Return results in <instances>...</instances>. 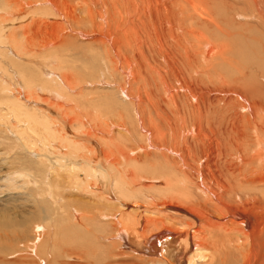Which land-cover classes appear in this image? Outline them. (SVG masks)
<instances>
[{
  "label": "bare ground",
  "instance_id": "6f19581e",
  "mask_svg": "<svg viewBox=\"0 0 264 264\" xmlns=\"http://www.w3.org/2000/svg\"><path fill=\"white\" fill-rule=\"evenodd\" d=\"M7 1H9V5L15 6V7H12L13 8L12 10H7L8 14L11 15L13 11H17V12H20L21 14L16 13L15 15H19V16L21 15L22 17L23 15H25V18L28 20L33 18L35 12L38 10L37 9L38 7L47 17H48V13L50 14V17H53V14L55 11L57 13H61V15H63L64 13L66 17L62 16L60 17V19H62L65 23L67 22L66 24L68 27L67 29H70V31L73 30L72 26L70 25L71 23L69 24L67 21V18L71 16L69 12L70 4L68 0H62L61 2L59 0H22L25 3L26 7L31 8L29 12H26L28 11L26 10V8L21 7L23 6V4L21 3V0H19L20 2H18L17 0L15 2H13L12 0H7ZM77 1L79 4H82V2L85 3V1L87 0H77ZM122 1L125 2L127 0H120V2H118V0H115L114 2L113 7L114 8L116 7L115 9L118 11V12L115 11L116 14L121 13V10L119 9L121 7L118 6V4L121 3ZM226 1L227 2L223 1L222 3H225V4L222 5L221 0H143L141 1V3L144 2L146 6L141 7L143 8L141 11H140V8L137 9L138 8V6L136 7L137 3H135V1L133 0L131 1L132 2L131 4L127 1L130 5L134 6L133 10L132 9L130 10V6L127 3L124 5L125 6L124 7L125 25L128 24L129 25L128 28L131 29L139 21L140 24L143 25L142 28L145 29L146 31L144 32L143 30L142 33H144V35L142 37L137 34L136 36L133 35L134 38L138 39L137 42L139 40L141 41L142 38H143V41H145V36H147V39H148L150 37L151 30L154 31L157 37L162 36V38H163V34H165V31L168 32V34H166V36L169 37L167 38L168 41L166 39V41L163 43L164 45L163 44H159L158 46L156 45L157 47L161 46L160 47L161 49L159 51V56L163 59V62L165 63L166 61L169 62L168 66L173 61L175 60L177 61L179 59L177 61L178 67L175 66V68L177 67L180 74L182 73V75L179 76V72H176L175 77H173L172 79L170 78L171 76L168 75V78H167L168 80L165 81L162 78V81H161L162 85L160 84L162 87L161 89L162 93L168 99H171L172 101L176 99L174 96L182 95L184 98L183 101L185 102V105H182V104L172 105L174 106L173 108L168 106V110L171 111L173 109L171 112L174 113V115L171 116V114L168 111L167 114L169 115H167V117L169 118H165L167 120L166 124L169 125V128L164 129V127H166L167 125L162 126V127H160V125L157 126L153 120V122L151 121V123H153L152 125L153 129L152 131L149 130L148 132L147 129L142 125L143 120L139 112L136 110V108L134 111L135 114L137 115V118L140 120V123H141L139 124L138 129H141V133L143 132L144 134H146L144 136V141L146 140L145 142H147L149 146H151V144H149L151 142L153 143L158 142L160 146L163 147V149L166 152V153L161 152L163 160H165L164 164L160 163L157 166L152 165L153 166L152 168L150 166L153 172H158V176H155V177L152 176L155 178V182L152 183V185L154 184L156 186V189H153L154 187L152 186L153 187L151 188L152 189L151 191L153 192L151 193L152 195L148 194L146 195V198H145L146 200H148V202L151 201L150 206L149 207L147 206L144 210L145 215L148 214L147 216L149 218H147V216L142 217L141 215H137L138 213L135 215L128 214L129 211L127 214H125V212H123V209L121 210V207L124 206L122 199L126 197L124 196L125 191L123 189L129 190V188H127V186L124 185L129 178L126 172H129V171L127 170L125 171L124 169L126 167L124 166L126 165L125 162L128 161L127 158L130 155L129 153L133 152L134 149L124 150L122 147H118L116 150V147L114 146V144H116L117 142L114 141L115 140L114 139L113 141L116 143H112L113 144L112 146L115 147V148L112 147V149L116 150V152L112 151V153L115 152L116 155H113L112 153H107L98 159V149L94 143H93V147H88V148L85 147L86 148L85 151H87L86 154L84 155L81 154L82 158L81 159L79 158L82 164L85 165V167H83L84 173L80 171V173L84 174V177H81L82 178L81 179L80 178L81 175L78 176L77 174V172H79L78 169H76L74 165L72 166V163L64 165L63 164L64 162H63L61 163V165L59 164V162H61L59 160H62L63 158L62 161H64L65 160L64 158H67V156L65 155L66 152L65 153L63 152L64 154L62 153L59 154L58 149H52L53 153L50 154L51 153L50 148L51 146H54L51 143H53V141L56 142L57 140L60 143V144H57V146L63 145L65 147L66 145H72L73 147H77V144H75L76 140L73 141L72 139L62 135L60 129L64 130L68 135L73 134L74 129L77 130L76 120L77 118H79L78 122L81 120L82 112L79 114L74 113L73 114L74 116H71V117L66 116L67 119L62 118L63 113L59 115L57 114L58 116L55 115V117H51V118L49 116H41L42 114L36 113L35 111H28L27 107L23 106L24 101L23 102L21 101L19 93L18 94L15 93L16 94L15 95V94L10 93L11 90L8 91L9 97H14L12 99L13 103L11 105H7L8 102L5 101L4 105H6L7 107L9 106L12 107V111L16 105H20L19 107H20L21 112L13 113V115L17 118L16 120L18 123L23 124V128L21 129L18 127V124L15 123L16 125H14V129H18V132H15V130L14 131L12 130V131L23 135L27 131L31 133L33 128L36 129V132H38L40 127L45 128L41 132L44 133V135L46 136V138L49 139V141H48V145L45 144L43 148L44 152H42L43 153L42 156H44L43 158L45 160L42 159V157L40 159H37L40 164L42 163L43 165L47 166L46 165L47 163L45 162L48 161V165H49V159H50L51 164L50 166H48V169L53 166L56 167L55 165L59 164L60 167H56L57 170H53V172H56L55 174L60 172V170L58 171L59 168H62V170L66 172L64 175H68V178L69 177L71 178V176H73L74 178L73 180L75 184H77L78 186H85V188L88 187V189L89 188L93 189L94 187L93 180H96V177H98L97 172L95 174L96 168H94V166L91 164L92 162H95V164H97L96 166L98 168V171L99 172L101 171L102 173H104V175H106L105 173H107V175L111 177L112 175H114V172L116 173L117 176L114 177L113 183H112V187L115 190L114 191L115 193L113 192L112 189L111 190L109 189V190L114 195V197H116L115 201L116 203L118 202L117 204L120 206V208H118V211L115 215L116 220L114 219L115 220L114 221L115 231H116V232L114 231L115 233L114 236L116 237L118 236L117 237L118 239L116 241L118 242V245H119L118 246V249H119L118 252H120L118 253L119 255L129 254L134 258H137L139 260H144L147 264H226V260L220 257L219 255L227 254L232 259H235L236 257L238 258L236 263H233V264H264V102H263V99H264V50H262L263 57L259 58L257 56V49L255 47L256 38L254 39L255 41H252L253 47L249 48L248 42L246 41V37H243L244 39H243L242 45L238 51H236L231 46L230 42L225 40L227 36L230 38L235 36V35L230 34V32L226 28H224L225 25L222 24L221 26L218 20V19H223V21L226 24L229 23V26L230 27L232 26V18L228 17L225 9H229V8L232 9L234 8V5L232 4L233 1H231L232 2L231 4L228 0ZM234 2L236 3L243 2V4H247L248 9L251 8L252 15L248 16L241 12L234 11L232 16L234 17L237 16L240 19L245 17L244 20L248 18H254L256 16L255 17L256 19L259 18V19L264 20V0H234ZM94 3H95V0H94ZM89 4H90V1H89ZM139 6H141V4ZM33 8H35L36 11ZM50 10L51 12H49ZM5 11L2 10V15L0 18H4V15L6 14ZM79 11H77V13H79ZM87 11L89 12L88 9ZM139 11H140V14H136ZM113 12L114 10L112 11V13ZM0 14H1V11H0ZM107 14H108L107 12L104 14V18L102 16V21L103 23H106V25H108L107 23H109V21L111 20L110 19L108 21V17L110 16ZM90 15H89V18L91 17ZM10 17H12V15ZM119 17L121 16L119 15ZM17 19H18V16H17ZM6 20L7 18H4V20L2 21V24L0 25V52L1 53H5L4 51L6 50H9V51L12 50V47H11L12 45L9 47L7 42L10 44H15V41L11 40L12 38H9L10 35L12 34L9 31L10 27L11 29H14L15 27L12 28L14 24L12 26H9L10 24L6 25ZM33 20L31 21L33 22ZM39 21L40 19L38 18V20H35L34 23L35 22L37 23ZM117 21L118 20H116L115 22L111 21V24L114 23L113 28H118L122 25L123 20H120L121 23L120 21L118 22ZM76 24H74V26ZM55 25L57 26V24ZM14 26H16V24ZM52 26H54V24ZM20 27L22 26H19V28ZM58 27L62 28L60 26ZM8 31L10 34L7 33ZM133 31L134 33L136 32L135 28ZM19 34H22V33H19ZM117 35L119 34L112 33L111 37L105 38L104 40H106V43L108 44L110 43V47L114 50L112 51L115 53V56H116L115 59L119 60L120 58H122L123 60L124 58L125 62L127 63V66L126 67L124 66L125 67L124 69H121V67H119L120 70L122 71L124 70L125 76L128 77V81H127L128 83H125V85L127 84L126 85L127 88L123 89L122 83L121 85L118 84L117 88L122 87L120 88L122 94L124 93L125 98L127 97L128 100L131 99L134 104L135 98H137L138 102H140V98H139V95L135 94L132 90L133 86L131 83H132V79L134 75H133L131 63H133V61L135 63L140 56L139 57L137 56L138 58L136 59L131 56V53L129 56L128 48L130 46L128 47L127 39L119 38L117 37ZM133 37H132V40H133ZM119 39H121V41ZM222 39H224V41H222ZM62 40H65V38H63ZM22 41L23 40L20 41V45L18 44L19 47L17 48V51H15V53L16 54L19 53V55H22L17 58L25 59L27 58V56L30 54L32 50H27L26 47L23 46ZM47 43H45V45H41V47L43 46V47H46L47 49V46L49 47ZM114 43H116L115 44V46L117 47L116 49L114 48L115 47ZM176 46H180L181 49H178ZM140 47L141 46L138 45V48ZM156 48H153V49H156ZM163 49L166 52L165 53L166 58L169 57L170 60L168 59L165 60V56L161 55V51ZM179 50H182L181 54L179 53L180 52ZM9 51H6V52H9ZM51 51L47 53L49 54L51 53ZM170 54H172L171 56L175 58V60L174 59L172 60V57L170 56ZM2 55H3L2 57H4V54ZM23 55H24V58H22ZM46 55L47 54H45V56ZM49 55L51 56V54ZM50 56L49 58L53 57V56L52 57ZM42 57H44V55ZM128 57H130L131 59H129ZM49 58L47 55L48 60ZM140 60L138 61H140L141 63L143 61V57ZM36 61L40 62V60L38 61V58L36 59ZM17 63L19 62L17 61ZM111 63H113L112 60H111ZM33 64H34V60H33ZM49 64H53V63H49ZM54 65L57 66V64H54ZM58 68L62 69L63 67L58 66ZM142 68H143V65L139 69L143 70ZM22 70L23 69H21V71ZM45 71H46V68H45ZM154 72L156 71L154 70ZM185 73H187L186 75L188 76V78L185 76ZM26 75H25V72L19 73V76L21 77H25ZM57 76H58V80H60L59 87H56L55 90L54 89L51 90L50 87L46 85L49 87V89L46 88V92L48 93L49 100L50 98L56 99V97H58L60 98V101L65 102L67 101V99L72 98L69 93L71 90L75 88V86L72 85L71 79H69L71 78V76L69 78L67 77L68 76L67 72L66 74L60 73ZM203 76H205L209 82L218 83V85L217 86L214 85L212 88H210L211 86L208 87V84L202 83L204 82ZM35 83L36 82H29L28 80L22 81V84H26V86H29V87L34 86ZM13 84L11 85L14 86ZM20 84L21 83H19V85ZM201 84L207 87L204 88V86ZM15 86L17 87V85ZM223 86L227 88L230 87L231 89L224 88ZM7 88L9 87L7 86ZM35 90L43 91L42 89H39V88H35ZM17 91L18 90H16V92ZM34 93L32 95L36 96V94ZM151 94L153 95L154 93H151ZM5 97H8V96H5ZM179 97L181 100V96ZM161 98L163 99V101H165V99L167 100V98L165 99L164 97H161ZM40 100L41 99H39V102ZM43 101L47 102L48 99L45 98L43 99ZM219 101H222L224 104L222 103L223 105L222 104L220 105ZM159 102H160V99H159ZM175 102H177V100H175ZM0 104H2L1 101H0ZM45 104H46L45 106L49 105L48 103H45ZM55 104L57 105V103ZM50 105H54V104L50 103ZM61 105L62 104H58L57 106L60 107L61 109L62 108ZM51 107L55 108V106H51ZM174 109H175V112H174ZM166 112H164L165 115H166ZM57 113H60V111ZM51 114L54 115L53 113ZM63 115H66V114H63ZM8 119H7V122L9 121ZM57 121L59 122L58 124H57ZM99 121H101L100 118H97L96 123H95V129L92 126L90 127L92 132L95 133L94 136H97L98 133L100 134V132L106 133L105 129L102 127L104 122L103 121L99 122ZM10 123L11 122L8 123L9 127L11 126ZM123 123L125 124V122ZM127 123H128L127 125H128L129 130L132 131V133L136 132L138 126L137 127L135 125L132 126L131 123H129L128 121ZM133 123H137V122L133 121ZM66 125L69 127V130L67 128L64 129ZM116 126L118 127L120 125L118 124ZM123 127L125 128V126ZM10 129L11 128H9V130ZM130 131L128 133L131 136ZM79 134L81 136L84 135L86 137H89L92 140H96L92 136H89L90 134L85 132V130H81ZM122 141L123 139L121 140V143ZM118 145L121 146V144H118ZM79 146L82 147V146H85V144L84 145L80 144ZM67 147L69 146H66L65 148ZM73 147H71V149ZM138 148L141 149L142 147H138ZM71 151L73 154V150ZM201 151L207 153L206 156H202L200 154V156H202V159L204 158L203 161L201 158L199 159L197 157L198 153H201ZM171 152L173 153V155H175L179 159L176 162V166H172L171 164H169L170 160L172 159L169 158L168 155ZM72 158L74 159L75 156L71 157V159ZM75 160L77 159L75 158ZM110 170H112L111 173H110ZM42 172H40V174ZM17 173L18 172L16 171L15 174ZM21 174L22 176H25L27 179L31 180L29 174L25 172L18 173V175H21ZM61 174L63 175L62 172ZM61 174L59 175L61 176ZM9 175L11 176V174H6L5 176H6V179L9 178L10 180L11 178L9 177ZM155 175H157V173ZM54 176L56 175H53V177ZM43 177H46V176H43ZM39 180L38 178L37 179L33 178L32 181L35 184H38ZM55 180H57L56 177H55ZM109 180L111 181L112 179H109ZM109 185H111V182ZM81 189L85 190L84 188H81ZM79 192L81 191H78V193ZM129 195L130 197L128 198L137 196L136 193H132ZM96 197H98L97 199L99 200L106 201V203L108 202L110 205H114L113 204L114 202L111 203L110 200H108L110 196L107 194L104 195L103 193L101 194L98 193ZM118 197L120 199H118ZM153 198H158L159 200L158 203L157 202L154 203ZM127 205H128V202H127ZM148 211L150 212L146 213ZM99 215L104 218L106 216H109L102 212ZM112 216H113V213H112ZM111 218H114V216ZM74 239L75 240H72L74 247H77V248L84 247L80 240H78L77 238H74ZM38 243L39 242H37V244ZM83 243L87 245L86 242H83ZM86 248L88 249V247ZM87 249L85 251H87ZM70 251H71L70 254L72 255L77 254L73 250H70ZM71 258L74 259V257L72 256ZM130 262H132L133 264H136L133 261H130ZM127 264H131V263L128 262ZM141 264H144V263H141Z\"/></svg>",
  "mask_w": 264,
  "mask_h": 264
},
{
  "label": "rangeland",
  "instance_id": "374dc122",
  "mask_svg": "<svg viewBox=\"0 0 264 264\" xmlns=\"http://www.w3.org/2000/svg\"><path fill=\"white\" fill-rule=\"evenodd\" d=\"M12 1L15 2L16 0H12ZM17 1L20 2L19 0ZM59 1L61 2L62 0H59ZM68 1L70 4V7L73 5L71 9L69 7L70 11L68 10L70 12V15L73 17L69 16V14L68 16L70 19L73 18L74 20L73 19L70 20L69 18H67L68 23L69 24L71 23L70 25L73 28V30L71 31L70 29H67L68 28L66 25L67 22L65 23L62 19H60V17L62 16L66 17L64 13L63 15H61V13H57L55 11L56 13L54 12L53 17H50L49 13L47 17L38 7L37 11L35 8H33L35 9L36 12L38 11L39 12L36 13L34 11L35 14L32 19H29V20L26 19L25 15H23V17L21 15L20 16L15 15L16 13L17 14L20 13L17 11H13L11 14L12 17H10L11 15L8 14L7 10H12L13 9L12 7H15V6L9 5V1L7 0H0V11H1L0 17L2 15V10L4 11L6 10L5 11L6 14L4 15V18H7L6 25L10 24L9 26H12L13 24L14 25L16 24L17 26L16 27L13 25L12 28L15 27L14 29H11L10 27L9 31L10 33H12L11 35L13 36L11 35L10 37L7 36L9 38H12L11 40L15 41V44H10L7 42L9 47L12 45L11 46L12 50L10 51L6 50L9 52L4 51L6 54L0 52V59H2L0 60V71H1L0 72V79H1L0 80V101L2 102V104H0V107L1 108L3 107L5 109L4 110L2 108L3 109L2 110L0 108V116H1L0 117V263L1 264H67V263L68 264H99V263L100 264H113V263L114 264H127L129 262L133 264L132 262H130V261H133L136 264H141V263L147 264L144 260H139L137 258L132 257L129 254H123V255L118 254L120 252H118L119 245H118V242L116 241L118 239L117 238L118 236L117 237L114 236L115 235L114 233L115 222L114 221L116 220L115 215L118 211V208H120V206L117 204L118 202L116 203L115 201L116 197H114V195L110 191L111 189L113 190V192L115 191L112 187V183H113L114 177L117 176L116 173L114 172V175H112L111 177H109L107 173H105L106 175H104V173H102L101 171L100 172L98 171V168L96 166L97 164H95V162H92L91 164L94 166V168H96L95 174L97 172V176H98L96 177V180H93L94 187L96 188L95 189L93 187V189L95 190L94 191L91 188L88 189V187L85 188V186H78L77 184H75L73 180L74 179L73 176H71V178L70 177L68 178V175H64L66 172H64L62 168L58 169V171L60 170V172H58L57 174H55L56 172H53V170H57L56 167H60L59 164L61 165V163L63 162H64L63 163L64 165L72 163V166L74 165L75 168L78 169L79 171L77 172L78 176L81 175L80 178L84 177L83 167H85V165L82 164L79 158L80 159L82 158L81 154L82 155L86 154L87 152L85 151L86 148L93 147V143L96 145L98 149V159L107 153H112V151L116 152L118 147H122L124 150L134 149L133 152L129 153L130 154L128 156L129 159L127 158L128 161L126 160L127 162H125L126 165L124 164L125 165L124 167H126L124 170L129 171V172H126L129 178L124 185L127 186L129 190L123 189L125 191L124 196L126 197L122 199L124 206L121 207V210L123 209V212H125V214H127L129 211L128 214L135 215L138 213L137 215H141L142 217L147 216L148 214L145 215L144 210L147 206L148 207L150 206L151 201L148 202V200H146L145 198H146V195L148 194L152 195L151 193L153 192L151 191L152 190L151 188L154 187L153 189H156V186L154 184L152 185V183L155 182L154 177L158 176V172H153L151 168L155 165L157 166L160 163L162 164L165 163V160H163L161 152L163 153H166V152L163 149V147L160 146L158 142H154V143L151 142L149 143L151 144V146H149L148 143L145 142L146 140L144 141V136L146 134H144L143 132L141 133V129H138L139 124L141 123H140V120L137 118V115L135 114L134 111L136 108V110L139 112L143 120L142 125L149 132V130L152 131L153 129L152 127L153 123H151V121L153 122V120L157 126L160 125V127H162V126L167 125L166 124L167 120L165 118H169L167 117V115H169L167 114L168 111L171 114V116L174 115V113L171 112L173 109L171 111L168 110V106L173 108L174 106L172 105H175V104L185 105V102L183 101L184 98L182 95L174 96L176 99L171 101V99H168L162 93V90H161L162 89L161 87L162 78L163 80L167 81L168 75L171 76L170 78L172 79L173 77H175L176 72H179V70L177 69L178 67L177 61L179 59L176 61L175 58L171 56L172 54H170V56L172 57V60L173 59L175 60L172 63H170V65L172 66L174 65L172 68V66L170 65H169L170 67L168 66L169 62L167 61L166 63L163 62V59L159 56V51L161 49L160 48L161 46L159 47L157 46L159 44H163L166 41V39L169 38L168 36H166V34H168L167 31H165V34H163V38L165 36L164 39L162 38V36H158L159 37L158 38L157 35H155L153 30H151L150 37L148 39H147V36H145L146 42L143 41V38L141 40L142 42L140 40L137 42L138 39L133 37V35L136 36V34L142 37L144 35V33H142L143 30L144 32L146 31L145 29L142 28L143 25L140 24L139 21L138 23L135 24L134 27H132L133 30L135 28V31H136L135 33L132 30V28L131 29L128 28L129 27L128 24L125 25L124 23L125 22L124 21L125 20L124 19L125 18L124 17L125 16V12H124L125 6L124 5L127 3L130 6V10L131 9L133 10L134 6L130 5L132 3L131 2L132 0H127L130 4L127 1L125 2L122 1L121 3L118 4V6L121 7L119 8L121 10V13L120 14L117 13L118 15L115 12L117 11L115 9L116 7L115 8L113 7L115 0H95V3H94V0H89L90 4L88 0L85 1V3L82 2V4H79L77 0H68ZM133 1L137 3L136 7L138 6L137 9L140 8V11L143 9L141 7L146 6L144 2L141 3V1L143 0H133ZM223 1L227 2L226 0H221L222 5L225 4V3H222ZM228 1L230 2V4L232 3L231 1H233L232 4L234 5V8L232 9L224 8L226 10V14L228 15V17L232 18V26L230 27L229 23H227L228 24L227 25L223 21V19H218V20L221 26L222 24L225 25L224 28H226L230 32V34L235 35V36L231 38L227 36L225 40L230 42L231 46L236 51H238L242 45V42L244 39L243 37H246V41L248 42L249 48L253 47L252 41H255L254 39L256 38L255 47L257 49V56L259 58L263 57L262 50H264V20L259 19V18L256 19L255 18L256 16L254 18H248L246 20H244L245 17L240 19L237 16L236 17L232 16L234 11L241 12L248 16L252 15L251 8L248 9L247 4H243V2L236 3L234 2V0H228ZM118 2H120V0H118ZM21 3L23 4V6L21 7L26 8V10H28L26 11L24 9L26 12H29L31 10L30 7H26L25 3L22 0H21ZM140 4L141 6H139ZM85 8H87L89 12ZM78 9L79 10L81 9V10L79 11ZM113 10L115 13L114 12L112 13ZM77 11H79V13H77ZM140 11L136 14H140ZM49 12H51V10ZM106 12L108 13L107 15L110 16L108 17V21L111 19L109 23H107L108 25H106V23H103L102 21V16L104 18V14ZM7 14L10 16H8ZM83 15H85L86 17ZM89 15L91 16L90 18H89ZM119 15L121 17H119ZM17 16H18V19H17ZM74 17L76 18L78 17L77 20ZM4 18H0V25L2 24V21L4 20ZM38 18L40 19V21L37 23L36 22L34 23V21L38 20ZM31 20H33V22ZM116 20L118 21L123 20L122 25L118 27L119 29L113 28L114 23L111 24V21L115 22ZM17 23L19 24V26H22V27L19 28ZM73 23L74 24L77 23V24L74 26ZM53 24L54 26H52ZM55 24H57V26ZM58 26L62 28H59ZM9 31L7 32L8 34H10ZM239 32L241 35L239 34ZM19 33H22V34H19ZM112 33L119 34L117 35V37L119 38L127 39L128 47L130 46L129 48L127 47L129 51L128 52L129 56H130V53H131V56L134 57L135 59L140 56L137 59V61L135 60L136 61L135 63L134 61L133 63H131L133 75H134L132 79V83H131L133 87L132 86L131 87L133 88L132 89L133 92L139 95L140 102H138L137 98H135V101L133 104V101L131 99L128 100L127 97L125 98V94L124 93H123L124 95L122 94L120 90V88L122 87L117 88L118 84L121 85V83H122L123 89L127 88L126 87L127 84L125 85V83H128L127 82L128 77L125 76L124 70L122 71L119 69V67H121V69H124L127 66V63L125 62L124 58H123L124 61L122 60V58H120L119 60L115 59L116 56H115V53L113 52L114 50L110 47V43L108 44L106 43V40H104L105 38L111 37ZM131 35L133 37V40H132ZM56 38L59 40H57ZM63 38H65V40H62ZM21 40H23L22 44L23 46L26 47L27 50H32L30 54L27 56V58L25 59L17 58L22 55H19V53L17 54L15 53V51H17V48L20 45ZM119 40L121 41V39ZM222 41H224V39H222ZM45 43L49 45V47L47 46V49L46 47H43V46L41 47V45H45ZM116 43H114V46ZM144 44L146 47L144 46ZM138 45L141 47L138 48ZM176 47L178 49H181L180 46H176ZM114 48L116 49L117 47L115 46ZM153 48H156V49H153ZM49 50L50 51L52 50L51 53H49L51 54V56L47 53V52H50ZM162 51H161V55L165 56V60L166 59L170 60L169 57L166 58L165 50L163 49ZM179 51H180L179 53L181 54L182 50H179ZM2 54H4V57H2L3 56ZM45 54L48 55V58L49 56L50 57L53 56V57L49 58L48 60L47 55L45 56ZM43 55L44 57H42ZM141 56L143 57V61L141 62L142 64L140 63L141 61L140 59L142 58ZM22 58H24V55ZM37 58H38V61L40 60V62L36 61ZM128 58L131 59L130 57ZM33 60H34V64H33ZM111 60L113 63H111ZM17 61L19 63H17ZM49 63H53V64H49ZM54 64H57V66H55ZM140 65L141 66L143 65V68H142L143 70L139 69L141 68ZM58 66H62L63 68L60 69L58 68ZM175 66L177 67L175 68ZM45 68L47 72L45 71ZM21 69L23 70L21 71ZM154 70L156 72H154ZM173 70L175 71V73ZM18 72L19 73L25 72V75L27 74L25 76L26 78L19 76ZM66 72L68 74L67 76L68 78L71 76V78L69 79H71L72 85L75 86V88L71 90L69 93L72 98L67 99V101L65 102L60 101V98L58 97H56V99L50 98L49 100L48 98L49 96H48V93L46 92V88L49 89L50 87L51 90L53 89L55 90L56 87H59L60 80H58L57 75L60 73L66 74ZM186 74L187 73H185V76L188 78ZM181 75L182 73L180 74L179 72V76ZM203 79H204V82L202 83L208 84V87L211 86L210 88H212L214 85L215 86L218 85V83L209 82L205 76H203ZM21 80L22 81L28 80L29 82H36L40 85L35 83L34 86L29 87V86H26V84H22ZM158 81H160L161 83ZM19 83L21 84L19 85ZM11 84H13L14 86H12ZM15 85H17V87L19 88H17ZM46 85H48L49 87ZM7 86L9 88H7ZM206 87L207 86H204V88ZM223 87L227 88L225 86ZM35 88L42 89L43 91H36ZM16 90L18 91L16 92ZM8 91H10V93L12 94L19 93L21 101L22 102L24 101L23 106L27 107L28 111H35L36 113L42 114L41 116H49L51 118V117H55V115L57 114L59 115L63 113L66 115L62 114V118L67 119L66 116L71 117V116H74L73 115L74 113L79 114L82 112L81 120L79 122H78L79 118H77L76 120V122L78 123V124L76 123L77 130L74 129L73 134L68 135L64 130L60 129L62 135L72 139L73 141L76 140L75 144H77V147H73L72 145H66V146H69L70 148L69 147L65 148L66 146L64 147L63 145L57 146V144H60L58 140L56 142L53 141V143H51L54 146H51L50 154L53 153L52 149H58L59 154L61 153L64 154L66 152L65 155L67 156V158H64L65 159L64 161H62L63 158L62 160H59L61 162H59V164H56L55 165L56 167L53 166L51 167L52 169L51 168L48 169V166H50L51 164L50 159H49V165H48L47 160H46L47 162H45L47 163L46 164L47 166L43 165L42 163L40 164L37 160V159H40L41 157L42 159H44L43 158L44 156H42L43 155L42 152H44L43 148L45 144L48 145L49 139L46 138L44 133L41 132L45 128L40 127L38 132H36V129L33 128L31 133L27 131L23 135L15 133V132H18V129H14V125H16L15 123H17L18 127L21 129L23 128V124L17 122L16 120L17 118L13 115V113H19L21 112V110L19 107L20 105H16L13 111H12V107L10 106L7 107L6 105H4L5 101L8 102L7 105H11L13 103L12 99L14 97H9ZM33 93L36 94V96L32 95ZM151 93H154V94L152 95ZM5 96H8V97H5ZM179 96H181V100ZM161 97H164V99L167 98V100L165 99V101H163ZM45 98L48 99L47 102L43 101V99ZM39 99H41L40 102L41 103L43 102L42 103L43 105L39 102ZM159 99H160V102H159ZM175 100H177V102H175ZM219 102H220V105L223 103L222 101H219ZM263 102H264V99H263ZM45 103H48L49 105L45 106L46 105ZM50 103L54 105H50ZM55 103H57V105L62 104L61 105L62 108L60 109V107H58ZM48 106L50 107L55 106V108L53 107L50 108ZM63 107L65 108V110ZM52 109L55 110L56 112L53 111ZM57 109L58 110L60 109L59 110L60 113H57L59 112ZM50 112L53 113L54 115H52ZM164 112H166V115ZM174 112H175V109H174ZM97 118H100V120L104 122L102 127L105 129L106 133L100 132L101 135L98 133L97 136H94L95 133L92 132L90 127L92 126L95 129V123H96ZM7 119L9 120L8 122H7ZM126 120L129 123H131L132 126L133 125H135L136 127L138 126L137 130L139 131L136 130V132L132 133V131H130L128 128V125H127L128 123ZM133 121L134 122L136 121L137 123H133ZM9 122L12 123V124L10 123L11 125L10 127L8 125ZM123 122H125V124ZM58 123L59 122L57 121V124ZM118 124L120 126L117 127L116 125ZM123 126H125V128ZM9 128L11 129L9 130ZM66 128L69 130V127L67 125L66 127H64V129ZM167 128H169V125L164 127V129H167ZM12 130L13 131L15 130V132H13ZM81 130H85V132L90 134L89 136H92L96 140H92L91 138L86 137L84 135L81 136L79 134ZM128 130L130 131L131 136L128 133L129 132ZM122 139L123 141L121 143ZM113 140L116 141L117 143L114 142ZM112 143H116L114 144V146L116 147V150L112 149V147L115 148L114 146H112L113 145ZM80 144H83V145L85 144V146L81 147L79 146ZM118 144H121V146H119ZM71 147L73 148L71 149ZM138 147H142V148L140 149ZM71 150H73V154ZM114 153L112 154L116 155V153L115 154ZM200 154L202 156H206L207 153L202 152V151L201 153H198L197 157L199 159L200 158L202 159V156H200ZM73 156H75L77 160H75V158L71 159V157ZM168 157L172 159V160L169 159L170 160L169 164H171L172 166H176V162L179 160L178 157L173 155L172 152L168 155ZM203 160L204 158L202 159V161ZM80 167H82L83 169ZM16 171L18 173L25 172L29 174L31 180L27 179L25 176H22V174L21 175H18V173L15 174ZM80 171L83 173H80ZM40 172L42 173L40 174ZM61 172L63 173L64 176L61 174ZM111 172L112 170H110V173ZM156 173L157 175H155ZM6 174H11V176L9 175V177L11 178L10 180L9 178L6 179V176H5ZM39 174L42 176H40ZM59 174H61V176ZM53 175H56V176L53 177ZM43 176H46V177H43ZM57 176L59 179L57 178ZM55 177L59 181L55 180ZM33 178L34 179L38 178V180L40 179L38 184H35L32 181ZM109 179H112V180L110 181ZM66 181H68L69 183ZM110 182H111V185H109ZM81 188H84L86 191ZM78 191H81V192L78 193ZM98 193L109 195L110 199L108 198V200H110L111 203L114 202L113 203L114 205H110L108 202L106 203V201L97 199L98 197L96 196ZM132 193H136L137 196L128 198L130 197L129 194H132ZM118 199L120 198L118 197ZM158 201H159L158 198H153L154 203L156 202L158 203ZM127 202H128V205H127ZM101 212L109 216H106L104 218L99 215ZM149 212L150 211L146 213H149ZM112 213H113L114 218H111L113 217ZM147 218L149 217L147 216ZM74 238H77L78 240H80L84 247L83 248L74 247L73 241H72V240H75ZM37 242L39 243L37 244ZM83 242H86L87 245H85ZM86 247H88V249ZM86 249L87 251H85ZM70 250L75 251L77 254L76 255L70 254L71 252ZM46 254L48 257L46 256ZM71 256L74 257V259H72ZM219 256L226 260V264H233V263H236V261L238 260L237 257L235 259H232L227 254H220Z\"/></svg>",
  "mask_w": 264,
  "mask_h": 264
}]
</instances>
